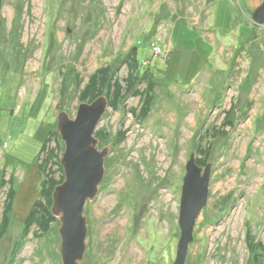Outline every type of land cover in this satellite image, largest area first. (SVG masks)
<instances>
[{"label":"rangeland","instance_id":"1","mask_svg":"<svg viewBox=\"0 0 264 264\" xmlns=\"http://www.w3.org/2000/svg\"><path fill=\"white\" fill-rule=\"evenodd\" d=\"M262 3L0 0V181L13 182L0 187V219L10 188L20 190L35 162L42 182L64 183L59 116L75 120L82 104L95 102L83 90L111 65L123 98L117 108L109 103L95 132L108 155L84 211L80 264H175L191 155H207L212 176L186 264H252L253 243L264 264V26L253 21ZM134 45L159 84L144 119L147 84L128 79ZM103 91L114 97L112 85ZM49 225L29 229L12 213L0 264H62L61 222Z\"/></svg>","mask_w":264,"mask_h":264},{"label":"water","instance_id":"2","mask_svg":"<svg viewBox=\"0 0 264 264\" xmlns=\"http://www.w3.org/2000/svg\"><path fill=\"white\" fill-rule=\"evenodd\" d=\"M256 26H264V0L253 14ZM109 100L100 97L92 104H82L75 120L62 113L58 120V132L66 150L61 161L65 181L53 195L52 214L61 222L62 264H80L86 252L88 235L86 204L93 201L105 176V160L108 149L100 151L95 137L98 125L109 109ZM212 165L200 167L194 155L186 166L179 225L181 238L175 264H186L190 244L194 241V230L209 200V185ZM42 173L35 162L29 169L24 183L17 193L13 213L20 222L26 223L37 204L38 186Z\"/></svg>","mask_w":264,"mask_h":264},{"label":"trees","instance_id":"3","mask_svg":"<svg viewBox=\"0 0 264 264\" xmlns=\"http://www.w3.org/2000/svg\"><path fill=\"white\" fill-rule=\"evenodd\" d=\"M128 64L131 68L129 80H132V82L136 81H145L147 84L145 92H142V96L145 99L146 108L142 111L141 115L138 117L145 118L147 117L149 113V107L151 105L152 101V94L154 92V89L159 86L158 81L155 78V73L153 71V67H150L149 60L147 61H141L139 58V47L138 45H134L130 51H128ZM72 70H70V75ZM113 68L112 66L103 67L102 69L98 70L96 73L92 74L89 78V84L86 86L85 90H83V95L87 98H90L91 101L97 100V98L103 97L104 95V89L105 87L108 88L109 86L115 90L114 91V97L109 99V103L111 106L117 108L118 104L117 101H121L123 98V88L120 83L113 84ZM8 74V72L6 73ZM66 76V73L64 74ZM80 83L81 80H79ZM114 85V86H113ZM135 88V87H134ZM132 88L131 90H135V94L138 95V92H136V88ZM130 90V92H131ZM140 91V90H139ZM134 92V91H132ZM141 92V91H140ZM144 93V94H143ZM108 98V96H107ZM232 111L235 112V109ZM229 112V115L233 114ZM228 123L229 125L233 124V120L229 118ZM55 135V134H54ZM102 136L100 133H98V137ZM51 139L45 140L43 143H41V151L39 155L37 156L36 160H39L41 158V154L44 152H47V144ZM47 141V142H46ZM44 151V152H43ZM204 153V152H203ZM54 158V152L53 150L49 154V159ZM48 159V158H47ZM207 155L202 160H197V163L199 166L207 167L209 164L206 161ZM50 160L44 161L45 164H47ZM38 163V161H37ZM39 170L41 171L42 175L44 176V167H42L40 164H38ZM43 178V177H42ZM13 182H7L5 180L0 181V187H5V185L12 184ZM61 182H57L53 178L50 177L49 180H45L44 182H40L41 184V190L38 186V191L40 193V198L35 205L34 209L31 212V215L28 219V221L25 223L26 228H29L36 224L40 230L44 232H48L49 230V224L56 221V218L52 214V205H53V193L55 189L58 187V185ZM17 189L10 188L9 193L7 195V205L4 209V214L2 218L0 219V238L6 233L7 228L10 224V216L13 213V204L16 199L17 195ZM250 251L252 253V264H263L262 263V255L259 253V244H252L249 246Z\"/></svg>","mask_w":264,"mask_h":264},{"label":"built area","instance_id":"4","mask_svg":"<svg viewBox=\"0 0 264 264\" xmlns=\"http://www.w3.org/2000/svg\"><path fill=\"white\" fill-rule=\"evenodd\" d=\"M155 51L157 52V54H161L162 53V50L159 49V48H155Z\"/></svg>","mask_w":264,"mask_h":264}]
</instances>
